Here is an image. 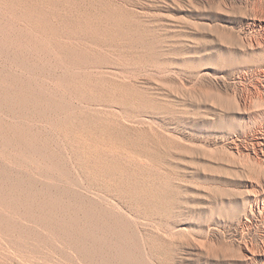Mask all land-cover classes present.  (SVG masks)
<instances>
[{"label":"rangeland","instance_id":"rangeland-1","mask_svg":"<svg viewBox=\"0 0 264 264\" xmlns=\"http://www.w3.org/2000/svg\"><path fill=\"white\" fill-rule=\"evenodd\" d=\"M263 26L264 0H0V92H5V95L0 93V124L4 123V127H12V130L20 126L18 133L23 129L21 126H25L24 129L29 127L28 130L31 129L30 132L34 135L36 133L37 138L42 136L38 133L45 134L41 140L51 135L50 146L56 149L54 144L57 143L62 149L59 154L64 153L60 158L57 155L58 160L51 159V167L50 159L42 154L37 156V153L34 156L32 148L27 149L26 143H23L26 148L23 147L22 142L13 137L10 128H6L8 135L0 132V180L3 182H0V264H40L41 261L42 264H88L90 261V264H99V259L105 255L104 251L101 256L97 254L100 258L95 260L97 256H90L89 251L88 254L86 252V248L90 249L93 243L91 245L87 239V246L80 244L86 243V237L83 236L84 240L80 239L82 242L78 240V248L79 244L84 248H79V251L69 245L68 238H60L62 234L57 233L59 231L49 223L50 215L54 212L60 215L65 208L70 210L62 211L60 216L54 213L56 218H51L62 220L64 225L69 224L67 226L72 233L75 232L74 235L86 229L92 230L94 223H90H97V217L101 219L104 216L105 221L101 219L99 222V219L100 224L107 221L105 225H108V221L111 222L108 227L111 226L113 232L118 233H112L107 228L112 233L108 236V232L105 233L107 229L102 233L101 227L95 229L98 235L104 234H100L102 237L99 235L98 238L102 239L107 234L103 238L106 244L117 237V244L115 239L107 244L111 248L108 249L110 253L107 251L110 256L106 254L104 259L109 260L111 253L124 249L122 254L116 252L119 256L114 254L117 261L112 260V257L108 264H121L123 261L122 264H128L130 257H133L131 261L135 258L139 260L129 261L130 264H264ZM52 27L70 32L79 46L93 48V59L97 57L98 60H104L103 63L97 60L103 65V71L120 63L122 56L125 58L121 59L131 56L130 60H133V56L134 61L138 62V67L136 63L133 66L134 61L128 59L122 63L124 68L132 65L125 70L136 72V77L133 75L130 79H117L115 76L114 79V76L106 73L113 77L111 80L107 78L112 93L96 95L102 99L93 98L98 103L93 102L94 106L92 102L90 107L82 105L84 109L79 106L83 110L86 108L87 113L76 107L84 99L79 100L81 98L77 95L78 100L74 99V95L73 99L69 96L65 102L77 108L75 118L78 120L67 124V132L62 128L58 130L47 127L39 121L40 110L42 112L46 108L42 105V110L41 104L36 106L33 100L40 93L44 94L43 91L45 96L50 95L51 89L53 95L58 93L57 100L61 97L58 91L64 83L55 81L57 77H54L60 73L54 69L60 52L55 50V54H52L59 38L52 32ZM77 39L81 40L80 43ZM61 50V54L68 53L66 48L65 51L64 48ZM115 50L118 53L121 51V54L116 55L118 53ZM42 52L51 55L43 56ZM97 53L99 54L96 55ZM111 57H115L117 62L114 63L116 60L113 62V58L111 61ZM107 59L113 62V66L109 61L107 63ZM46 65L50 70L45 69ZM135 67L137 68L134 69ZM31 82L33 85H28ZM22 84L25 87H21ZM36 85H41L38 88L42 92L36 89ZM44 85L50 88L46 89ZM35 86L38 92L30 90ZM120 86L122 88L117 89ZM11 90L13 93L19 92V96L20 91L23 92L22 98L29 95L26 94L27 91L33 92V96L28 97L33 100L32 102L30 99L33 104L26 105L31 103L29 101L21 106L20 100L16 98L19 96L12 94ZM6 94L17 96L8 100ZM87 94L88 97L91 95ZM15 100L19 102H13ZM101 100L103 104L100 105ZM6 104L9 111L4 106ZM16 106L17 109H14ZM35 108L39 112L34 111ZM58 108V114L63 115L61 105ZM23 109H27L26 112ZM15 110L21 112L23 117L19 119V112ZM10 111L14 112L9 113ZM90 111L92 116H100L99 123H91ZM7 112L14 114L10 116ZM27 112H33V117L29 113L28 116ZM85 113L89 114L90 119H87V115L83 116ZM35 126H39L38 129ZM46 132L50 134L46 136ZM77 133L86 134L89 141L78 139ZM85 144H90L92 149L89 156L85 155L86 158L82 156L85 154L82 152ZM75 148L82 149L81 159L73 154L72 150ZM81 163L83 164L79 166ZM45 165L54 169L62 167L55 171L52 169L53 173L49 174L48 170L51 168H44ZM93 166L95 170L92 169ZM64 168L65 171H71L65 174L66 177ZM97 168L104 173L101 174L100 170L96 173ZM9 179H13V184ZM14 183L18 186L14 187ZM4 185L6 186L3 187ZM65 190L69 193L65 194ZM73 191H76V196ZM54 199L60 203L61 210ZM38 204L46 208L36 209ZM64 204L66 207L62 208L61 205ZM52 206L56 208L51 209ZM76 206L78 212L81 209L80 212L85 211L86 216L89 212L90 216L87 218L83 213H76ZM92 207H97V210H91ZM87 209L91 213L99 212L101 216L95 213L92 217L93 214ZM73 211L75 212L72 213ZM65 213L72 214L71 220L74 216L80 217L82 223L74 218L78 224L71 227V220L67 221L70 217ZM41 214L44 215L43 219ZM26 215L28 217L25 218ZM110 215L113 218L115 216L114 223L113 218L110 220ZM120 220H125L126 224ZM34 222L38 223L36 228ZM22 223L25 226L21 227ZM121 223L125 225L121 226ZM26 225L31 227L26 229ZM114 227L120 231L114 230ZM44 228L45 231L54 230L60 237H54L52 231H43ZM84 228L86 229L83 230ZM23 229H26V234L32 232L33 235H24ZM87 231L85 233L89 232ZM78 234L75 235L76 238H79ZM37 235L40 238L37 239ZM40 235L45 236L43 238ZM118 235L122 238L126 235V240L134 238L136 247L134 248L131 239L132 242L127 241L131 245L126 243L125 238L120 242L122 238L119 239ZM110 236L113 237L108 238ZM48 239H53L58 245L59 241H63L65 244H61L66 245L68 252L61 244H54L56 251L49 250L50 247L53 248V244ZM124 240L127 249L121 246L125 244ZM46 242H51V246L46 244L49 246L48 250ZM120 243L122 244L119 245ZM35 245L41 246L38 248ZM40 248L45 251L42 252ZM82 249L85 250L82 253L88 256L82 253L80 255ZM46 250L48 254L45 253ZM44 254L48 256L45 257ZM64 254L66 257L62 256ZM53 256L57 259H53Z\"/></svg>","mask_w":264,"mask_h":264},{"label":"bare ground","instance_id":"bare-ground-1","mask_svg":"<svg viewBox=\"0 0 264 264\" xmlns=\"http://www.w3.org/2000/svg\"><path fill=\"white\" fill-rule=\"evenodd\" d=\"M78 9H80V8H78ZM79 11H80V10H78V12H79ZM63 24H65V23H63ZM47 25H48V24H47ZM263 27H264V26H263ZM52 28H53V27H52ZM49 29H51V27H50ZM49 29H48V30H49ZM52 32L57 36V38H59L58 41H57L58 43L56 42L57 44H55V46H54L55 49L53 48L54 50L52 49V50H53L52 52H54V51L56 50V51H58L57 53L60 52V55H61V56L59 55V58L57 59V64L55 63V64H56L55 67H54V66H52V67H54V69H56V72H57V71L60 72L59 75L54 76L55 78L57 77L56 80H55L54 77H53V79H54L55 81L59 80L60 82L64 83V85L61 83V84L63 85V87H62L61 84H60L61 86L59 85L60 87H62V89H61L60 91H58V92L60 93V96H61V97H60L59 100H57V97H56V96H57L58 93L56 94V96L53 95V94L51 93V92H52V89H51V91H50V93H49L50 95L47 94V95L45 96V92H44V91H43L44 94L41 95L40 92H42V91H41V89L38 88V87L41 86V85H39V86L36 85L37 88H36V86H35L34 88L31 87L30 90H31V91H32L33 89L35 90V88L40 90V92H39L40 95H38L39 97L36 96V98H33V100H34V102H35V105H36V104H37V105H40V104H41L40 107H42V105H43V106L46 108L45 110H43V107H42V110H43V111L41 112V110H40V113H41L40 116H39V113H38L39 110H36L37 107L34 109V111H35V110L38 111L37 113H36V112H35V113L40 117V118H39V117L37 116V117L39 118V121L45 123L44 125H45V126L47 125V127H48V126L55 127V128H57L58 130H59V128H60V130L63 129V131H66V132H67V127H66L67 124H69V123H71V122H76V120H78L77 117L75 118V115H76V113H75L76 110H75V109H77L76 107H78V109H81L79 106H81V107H82V105H83V107H84V105H85L86 107H87V105L89 106V105L91 104V102H92V103L95 102L94 100H95L96 98H98L96 95H98L99 93H102V94L112 93V92H111V88H109L110 86H108V85H109V84H108V79L111 80V78H113V77L107 76L106 73H107L108 75L110 74L111 76H114V79H116L117 77H121V78L124 77L125 79H126V78L130 79L131 76H133V75L135 76V75H136V74H135L136 72H135V73H133V72L130 73L129 70H128L129 72H128L127 70H125L126 68H129V66H127V67L124 68L123 64H124V62H125L126 59L130 60L131 56H129V58H126V59H121V58H125V57H123L122 55H121L122 57L120 58V60H121L120 63L117 62V60L115 59V57H116L115 55H114L115 57H111V61H112V58H113V62H114V60H116L114 63L117 62V64H114V65H115L114 67H110V68L108 67V70H107L108 72H107L106 70H105V71H106V72H105V71H103V69H102V66H103V65H100V64L97 62V60H98L97 57H96V59H93V57H92V56H93V52H95V50H94L93 48L87 47V46H85V45H83L84 47L79 46V44H77V43L74 42V41H75L74 35H72L70 32L65 31L64 29H59V28H55V29H54V28H53V29H52ZM53 33H52V34H53ZM62 40H64V41H62ZM77 40L79 41V39H77ZM80 41H81V40H80ZM80 41H79V43H80ZM61 46H62V47H61ZM63 46H64V47H63ZM60 48H61V49L64 48V51H65V48H66V52H68V53L65 54V52H64L63 54H61V51H62V50H61ZM50 49H51V48H50ZM110 49H111V48H110ZM110 49L108 48V50H110ZM50 51H51V50H50ZM115 51H116V50H115ZM47 52H49V51L47 50ZM97 52H98V51H97ZM99 52H100V50H99ZM109 52H110V51H109ZM116 52H117V51H116ZM118 52H119V51H118ZM118 52H117V53H118ZM132 52H133V51H132ZM20 53H21V52H20ZM42 53H43V54H42L43 56H46V55H47V56L49 57V56L51 55L50 53H48V54H46V55H45L44 52H42ZM57 53H56V54H57ZM113 53H114V51H113ZM52 54H55V52L52 53ZM98 54H99V53H97L96 55H98ZM111 54H112V53H111ZM115 54H116V53H115ZM119 54H121V51H120V53H118V54H116V55H119ZM19 55H20V54H19ZM19 55H18V56H19ZM40 55H41V54H40ZM94 55H95V54H94ZM123 55H124V54H123ZM20 56H22V54H21ZM55 56H56V55H55ZM112 56H113V55H112ZM125 56H127V55H125ZM134 56H135V55H134ZM23 57H24V56H23ZM48 57H47V58H48ZM52 57H53V56H52ZM57 57H58V54H57ZM98 57H99V56H98ZM118 57H120V56H118ZM139 57H140V56H139ZM20 58H22V57H20ZM42 58L45 59V57H42ZM94 58H95V57H94ZM116 58H117V57H116ZM135 58H136V57H135ZM140 58H141V57H140ZM142 58H143V57H142ZM48 59H49V58H48ZM48 59H47V60H48ZM50 59H51V58H50ZM102 59H103V58H102ZM109 59H110V58H109ZM109 59H107V63H108V64H109V62H110ZM117 59H118V58H117ZM132 59H133V60H130L131 62L134 61L133 56H132ZM143 59H144V58H143ZM51 60H52V59H51ZM105 60H106V59H105ZM120 60H119V61H120ZM123 60H124V62H123ZM128 60H126V61H128ZM139 60H141V59H139ZM54 61H55V60H54ZM98 61H101V63H103L104 60H100V58H99ZM108 61H109V62H108ZM113 62H112V63H113ZM146 62H147V61H146ZM42 63H45V62H42ZM49 63H50V61H49ZM51 63H53V60H52ZM51 63H50V64H51ZM110 63H111V62H110ZM112 63H111V64H112ZM122 63H123V64H122ZM127 63H129V62H126V64H127ZM134 63H136V62H135V61L132 62L133 66H135ZM137 63H138V62H137ZM137 63H136V64H137ZM45 64H48V63L46 62ZM146 64H147V63H146ZM52 65H53V64H52ZM149 65H150V64H149ZM164 65H165V64H164ZM48 66H49V65H48ZM108 66H109V65H108ZM112 66H113V64H112ZM143 66H144V64H143ZM156 66H157V64H156ZM158 66H159V65H158ZM46 67H47V65H46ZM131 67H132V65H131ZM131 67H130V68H131ZM137 67H138V64H137ZM137 67H135L134 69H136ZM149 67H150V66H149ZM161 67H162V66H161ZM44 68H45V66H44ZM104 68H106V67H104ZM130 68H129V69H130ZM154 68H155V64H154ZM45 69H48V67L45 68ZM45 69H44V70H45ZM44 70H43L42 73H44ZM48 70H50V69H48ZM138 70H139V69H138ZM141 70H142V69H141ZM143 70H144V69H143ZM157 70H158V69H157ZM162 70H164V69H162ZM45 71H46V70H45ZM132 71H133V70H132ZM50 72H52V71H50ZM56 72H55V73H56ZM159 72H161V71H159ZM162 72H163V71H162ZM48 73H49V72H48ZM52 73H53V72H52ZM137 73L139 74V72H137ZM56 74H57V73H56ZM56 74H55V75H56ZM129 74H130V75H129ZM144 74H145V73H144ZM144 74H143V75H144ZM160 74H161V73H160ZM40 75H41V74H40ZM40 75H38V77H40ZM52 75H54V74H52ZM128 75H129L130 77H129ZM48 76H49V75H48ZM115 76H116V78H115ZM137 76H138V75H137ZM156 76H157V75H156ZM42 77H43V76H42ZM44 77H45V76H44ZM49 77H50V76H49ZM51 77H52V76H51ZM109 77H110V78H109ZM135 77H136V76H135ZM144 77H145V76H144ZM107 78H108V79H107ZM132 78H134V77H132ZM13 79H14V81H15V78H13ZM36 79H37V78H36ZM40 79H41V78H40ZM117 79H118V78H117ZM18 80H20V79H18ZM18 80H17V81H18ZM37 80H38V79H37ZM42 80H43V79H42ZM44 80H46V79H44ZM44 80H43V81H44ZM23 81H24V80H23ZM0 83H1V82H0ZM20 83H21V81H20ZM22 83H23V82H22ZM27 83H28V82H27ZM38 83H39V82H38ZM41 83H42V82H41ZM4 84H5V83H4ZM11 84H12V83H11ZM31 84L33 85L32 82H31L30 84H28V85L31 86ZM58 84H59V82H58ZM122 84H123V83H122ZM24 85H25V84H24ZM26 85H27V84H26ZM123 85H124V84H123ZM123 85H122V86H123ZM18 86H19V84H18ZM22 86H23V84L21 85V87H22ZM42 86H43V85H42ZM44 86H45V85H44ZM46 86H48V85H46ZM46 86H45V88H46ZM122 86L118 87L117 89L122 88ZM1 87H2V86H1ZM3 87H4V86H3ZM5 87H6V85H5ZM14 87H15V86H14ZM23 87H25V86H23ZM27 87H29V86H27ZM116 87H117V86H116ZM7 88H8V86H7ZM40 88H41V87H40ZM43 88H44V87H43ZM43 88H42V89H43ZM45 88H44V89H45ZM49 88H50V87H49ZM49 88H46V89H49ZM51 88H52V87H51ZM58 88H59V87H58ZM123 88H124V86H123ZM12 89H13V88H12ZM15 89H16V88H15ZM18 89H19V88H18ZM46 89H45V90H46ZM5 90H7V89H5ZM5 90H4V91H5ZM20 90H23V89L21 88ZM25 90H26V89L24 88V91H25ZM34 90H33V91H34ZM0 91H1V90H0ZM2 91H3V90H2ZM8 91H9V90H7V93H9ZM13 91H14V90H13ZM17 91H18V90H17ZM31 91H30V92L27 91L26 94H29V95H27V96H25V97L23 96V98L21 97V95H22L23 92L20 91V93H21L20 96L18 95L19 92H17V93L14 92L15 94H17V95L20 97V99H19V97H16L17 95L15 96L16 98H18V100H20V102H21V103H19L20 105H21V104L24 105V103H27V102H29V101L31 102L32 99H31V98L28 99V97H32V96H33V95L31 96V94L33 93V92H31ZM35 91H37V90H35ZM53 91H56V90L53 89ZM25 92H26V91H25ZM37 92H38V91H37ZM37 92H36V93H37ZM48 92H49V91H48ZM48 92H47V93H48ZM82 92H83V93H82ZM87 92L90 93L91 95L94 94L96 97H92V96H94V95H92V96L90 95L91 97H90V96L88 97L89 94H87ZM0 93L4 94L5 92H4V93H3V92H0ZM11 93L14 94V93L12 92V90H11ZM78 93H79L80 95H78ZM81 93H82L83 95L85 94V95H84L85 97L82 96ZM23 94H24V93H23ZM37 94H38V93H37ZM86 94H87V95H86ZM4 95H5V94H4ZM6 95H7V94H6ZM34 95H36V94L34 93ZM73 95H74V97H75L74 99H77V100H78L79 98H81V99H79V100L84 99V100H83L82 102H80L79 105L76 106V107H73L71 104L68 105L67 102H65L66 99H67L69 96L72 97L71 99H73ZM76 95L79 96V98H78V97L76 98ZM12 96H13V95H12ZM12 96H11L10 94H8V95H7V97L9 98L8 100H10V99L12 98ZM81 96H82V97H81ZM1 97H2V95H1ZM15 97L13 96V98H15ZM2 98H3V97H2ZM93 98H95V99L93 100ZM99 98L102 99L101 97H99ZM99 98H98V99H99ZM4 99H5V98H4ZM30 99H31V100H30ZM68 99H69V98H68ZM100 99H99V100H100ZM2 100H3V99H2ZM8 100L6 99V102H7ZM33 100H32V102H33ZM96 100H97V99H96ZM3 101H4V100H3ZM3 101H2V102H3ZM13 102H17V103H18L19 101H16V100H15V101H13ZM32 102L29 103V104H26V105L33 104ZM68 102H69V101H68ZM9 103H10V102H9ZM96 103H97V102H95V104H96ZM101 103H102V100L100 101V105H101ZM4 104H5V103H4ZM7 104H8V103H7ZM7 104L4 105V106L6 107ZM10 104H11V103H10ZM10 104H9V105H10ZM15 104H16V103H15ZM65 104H66V105H65ZM97 104H98V103H97ZM102 104H103V103H102ZM0 105H1V104H0ZM11 105H13V103H12ZM17 105H18V104H17ZM37 105H36V106H37ZM60 105H61V107H62V108H60V109H63V111H64V112H63V115H60V114H58V112H57V110L59 109L58 107H59ZM92 105L94 106V103H93ZM18 106H19V105H18ZM21 106H22V105H21ZM21 106H20V107H21ZM31 106H32V105H31ZM90 106H91V105H90ZM90 106H89V107H90ZM102 106H103V105H102ZM13 107H14V106H13ZM32 107L34 108V106H32ZM32 107H31V109H32ZM38 107H39V106H38ZM40 107H39V108H40ZM83 107H82V108H83ZM98 107H99V105H98ZM98 107H97V108H98ZM24 108H25V107H24ZM39 108H38V109H39ZM92 108H94V107H91V109H92ZM97 108H96V109H97ZM99 108H100V107H99ZM6 109H7V110H8V109L10 110V108H7V107H6ZM14 109H17V106H16V108H14ZM20 109H21V111H22V108H20ZM31 109H30V110H31ZM40 109H41V108H40ZM83 109H84V108H83ZM83 109H81V110H83ZM91 109L89 108V110H91ZM9 110H8V111H9ZM11 110H12V107H11ZM23 110H24V109H23ZM26 110H27V109H26ZM26 110H24V111L26 112ZM28 110H29V109H28ZM81 110H80V111H81ZM86 110H87V109L85 108V110H83V111L87 113ZM97 110H98V109H97ZM97 110H96V111H97ZM92 111H95V110H92ZM92 111L88 112L89 114L91 113V116H92ZM100 111H101V109H100ZM11 112H14V111H10L9 113H11ZM15 112H19V111H18V110H15ZM29 112H30V111H29ZM29 112H27V115H28ZM84 112H83V113H84ZM7 113H8V112H7ZM9 113H8V114H9ZM32 113H33V112H32ZM32 113H29V114H31V116H32ZM86 113L83 114V116H84V115L86 116V115H87ZM93 113H94V112H93ZM12 114H14V113H12ZM12 114H11V115H12ZM33 114H34V113H33ZM89 114H88V115H89ZM98 114H99V112H98ZM9 115H10V114H9ZM11 115H10V116H11ZM17 115H18V114H17ZM19 115L21 116V112H19ZM19 115H18V116H19ZM23 115H24V114H23ZM88 115H87L86 117H88L87 119H90V116H88ZM99 115H100V114H99ZM12 116H13V115H12ZM18 116H17V117H18ZM20 116H19V119L23 117V116H21V117H20ZM28 116H30V115H28ZM35 116H36V115H35ZM96 116H97V115H96ZM25 117H26V115H25ZM25 117H24V118H25ZM32 117H33V116H32ZM32 117H31V118H32ZM29 118H30V117H29ZM27 119H28V117H27ZM35 119H36V118H35ZM75 119H76V120H75ZM85 120H86V118H85ZM85 120H84V121H85ZM102 120H103V119H102ZM20 121H22V119H21ZM37 121H38V120H37ZM80 121H82V120H80ZM89 121H90V120H89ZM91 121H92L91 123H93V125H94V122H95V124H96V121H97V123H99V122L101 121V118H100V116H99V117H94V116H92ZM21 123H22V122H21ZM23 123H24V122H23ZM34 123H35V122H34ZM36 123H38V122H36ZM83 123L85 124L86 122H83ZM91 123H90V124H91ZM2 124H3V125L0 124V132H5V133H7V135H8V132H6V131H8L7 129L10 128V131L13 133V137H14V138H18L20 143L22 142L21 145H22L23 143H26L25 145H28L27 149H28L29 147L32 148V152L34 151V156H36L35 153H37V156H38V154H40V155L42 154L43 157L48 158V159H50V160H51V159L54 160V161H55V160H58V159H57V157H58L57 155H58L59 153L62 152V151H60V150H62V149H60L59 146H58V144L55 143V142H54L55 144H54V143H53V144H54V146L56 147V149H53V146H50L51 137H52L51 135L49 136L50 138L48 137L47 139H43V140H41L42 136H44L45 134L43 135V134H40V133L37 132L40 136L42 135L40 138H39V137L37 138L36 133H35V135H34V133H31V132H30L31 129H30V131L28 130L29 127H28V129H24V128H26V127H25V126H24V127L21 126V128H23V129H21V131H20L21 133H20V132L18 133L17 129L19 130L20 126H19V127L17 126L18 128L16 127V128H17L16 130H14V129L12 130V129H11L12 127H4L6 124H4V123H2ZM39 124H41V123H39ZM36 125H37V124H36ZM41 125H42V124H41ZM85 125H86V124H85ZM8 126H10V124H8ZM14 126H15V125H14ZM27 126H29V125H27ZM42 126H43V125H42ZM30 127H31V128L33 127V128H34V126H30ZM35 127H37L36 129H38L39 126H35ZM65 127H66V128H65ZM6 128H7V129H6ZM40 128H41V127H40ZM43 128H44V127H43ZM61 128H62V129H61ZM44 129H45V128H44ZM50 129H51V128H50ZM51 130H52V129H51ZM32 132H33V131H32ZM49 132L52 133L51 131H49ZM50 133L46 132V136H47V134H50ZM9 134H10V133H9ZM90 134H91V132H90ZM52 135H53V134H52ZM77 135L79 136L78 139H80V140H82V141H84V142L89 141V138L87 137L86 134L84 135V134H82V133H77ZM89 137H90V135H89ZM90 138H91V137H90ZM16 140H17V139H16ZM14 141H15V139H14ZM17 141H18V140H17ZM52 141H54L53 138H52ZM92 141H93V140H92ZM19 142H16V143H19ZM51 144H52V143H51ZM53 144H52V145H53ZM19 145H20V144H19ZM21 145H20V146H21ZM25 145L23 144V147H25ZM84 146H86V147H82V148H84V150L82 151L83 153H85L84 155H82L83 153L80 151V150H82V149L79 150V149L75 148V150H72V152H73V154L75 155L76 158H78V159L80 158V159H81V155L84 157L86 154H87V155H88V154H91V153H89V151L92 150L90 144H85ZM25 148H26V147H25ZM30 150H31V149H30ZM58 150H59V151H58ZM78 150H79L80 154H79ZM63 152H64V151H63ZM91 152H92V151H91ZM108 152H109V151H108ZM110 152H111V151H110ZM110 152H109V153H110ZM92 154H93V153H92ZM94 154H95V153H94ZM103 154H104V153H103ZM111 154H112V153H111ZM111 154H110V155H111ZM115 154H116V153L113 154V157H114ZM117 154H118V153H117ZM32 155H33V154H32ZM60 155H64V153H63V154H59V157H58V158H60ZM71 155H72V153H71ZM87 155H86V156H87ZM86 156H85V158H86ZM88 156H89V155H88ZM92 156H93V155H92ZM40 157H41V156H40ZM40 157H38V158H40ZM96 157H97V155H96ZM117 157H118V156H117ZM64 158H65V157H64ZM64 158L62 157V159H64ZM85 158H84V159H85ZM90 158H91V156H90ZM94 158H95V157H94ZM94 158H93V159H94ZM114 158H115V157H114ZM40 159H41V158H40ZM43 160H44V159H42V161H43ZM50 160H48V161H50ZM52 160L50 161V164H51ZM60 160H61V159H60ZM82 160H83V159H82ZM82 160H81V161H82ZM85 160H88V159H85ZM95 160H97V159H95ZM44 161H45V160H44ZM44 161H43V162H44ZM81 161H80V162H81ZM57 162H59V161H57ZM64 162H65V160H64ZM64 162H61V165H62V163L64 164ZM83 162H84V161H83ZM86 162H89V160L86 161ZM45 163H46V162H45ZM53 163H54V162H53ZM59 163H60V162H59ZM97 163H98V162H97ZM97 163H96V164H97ZM67 164H68V163H67ZM78 164H79V162H78ZM82 164H83V163H81L79 166H81ZM47 165H48V162H47ZM55 165H56V163H55ZM84 165H85V162H84ZM86 165H87V164H86ZM45 166H46V165H45ZM49 166H50V165H49ZM49 166H46V167H44V168H47V167H49ZM53 166H54V165H53ZM58 166H59V165H58ZM63 166H65V164H64ZM51 167H52V164H51ZM51 167H49V168H51ZM59 167H62V166H59ZM59 167H55V169H57V168H59ZM66 167H67V166H66ZM76 167H77V166H76ZM93 167H94V166H93ZM81 168H82V167H80L79 169H81ZM84 168H86V167H84ZM52 169H54V168H51V170H50V169L48 170V171H50V172H48L49 174H51ZM55 169H54V171H55ZM59 169H60V168H59ZM71 169H72V167H71ZM79 169H78V170H79ZM86 169H87V168H86ZM92 169L95 170V167L92 168ZM69 170H70V167H69ZM69 170L66 169V171H65V168H64V171H63V170H61V171H63L64 176L66 177V175H67L66 173H70V172H71V171L69 172ZM81 170H82V169H81ZM94 170H92V171L94 172ZM99 170L101 171V169L97 168L96 173H98ZM58 171H59V170H58ZM58 171H57V172H58ZM104 171H106V170H104ZM48 173H46V174H48ZM52 173H53V172H52ZM54 173H55V172H54ZM103 173H104V172H103ZM103 173H102V171H101V174H103ZM60 174H61V172H60ZM65 174H66V175H65ZM99 174H100V173H99ZM101 174H100V175H101ZM106 175H107V174H106ZM106 175H104V176H106ZM62 176H63V174H62ZM3 178H4V177H3ZM0 179L2 180V178H0ZM5 179H6V178H5ZM1 180H0V182H1ZM9 180H10V179H9ZM11 180L13 181V179H11ZM11 180H10V181H11ZM12 181H11V183H12ZM16 182H17V181H16ZM1 183H3V182H1ZM8 183H9V182H8ZM12 184H13V183H12ZM61 184H62V183H61ZM6 185H7V184H6ZM6 185H4L3 187H5ZM10 185H11V184H10ZM15 185H17V184L14 183V187H16ZM12 186H13V185H12ZM17 186H18V185H17ZM7 187H8V186H7ZM63 187H65V185H63ZM63 190H64V189H63ZM73 190H74V189H73ZM12 191H13V190H12ZM61 191H62V190H61ZM66 191H67V190H65V194H66V193H69V191H67V192H66ZM70 192H71V191H70ZM75 192H76V191H75ZM75 192L73 191V194L76 196ZM62 193H64V192L62 191ZM62 193H61L60 195H62ZM63 195H64V194H63ZM67 195H68V194H67ZM30 197H31V196H30ZM72 197H73V196H72ZM27 198L30 199L29 197H27ZM73 198H74V197H73ZM77 198H78V197H77ZM77 198H75V199H77ZM49 200H50V199H49ZM49 200H48V201H49ZM52 200H53V199H52ZM54 200H55V199H54ZM73 200H74V199H73ZM73 200H72V201H73ZM26 201H27V200H26ZM50 201H51V200H50ZM74 201H75V200H74ZM77 201H78V200H77ZM77 201H75V202H77ZM80 201H81V200H80ZM32 202H34V201H32ZM56 202H57V200H55V204H56ZM29 203H31V202H29ZM38 203H41V202H38ZM35 204H36V203H35ZM46 204H47V203H46ZM55 204H54V205H55ZM58 204H59V205H58ZM42 205H43V203H42ZM42 205H39V204H38V207H37V208L35 207V208H36V209H38V208L40 209V208H41L40 210H44V209L46 208V207H45V208L43 207L45 204H44L43 206H42ZM56 205H58V209H59L60 203L57 202ZM56 205H55V206H56ZM68 205H70V208L72 209V205H71V204H68ZM35 206H36V205H35ZM48 206H51V205H47V207H48ZM55 206H52V207H50V208L53 209V207H55ZM61 206H62V208H63V206H65V204H64V205H61ZM33 207H34V206H33ZM42 207H43V209H42ZM65 207H66V206H65ZM68 207H69V206H68ZM68 207H67V208H68ZM29 208H30V206H29ZM55 208H56V207H55ZM73 208H74V207H73ZM82 208L86 209L85 207H82ZM87 208H88V207H87ZM92 208H93V209H91V208H90V209L93 210V211H96V210H97V207H92ZM47 209H48V208H47ZM75 209H76V210L78 209L77 206L75 207ZM84 209H83V210H84ZM100 209H101V208H100ZM48 210H50V209H48ZM48 210H46L45 212H48ZM59 210H61V208H60ZM65 210H66V208H65ZM65 210L62 209L60 215L62 214V211L64 212ZM69 210H70V209H69ZM69 210L67 209L66 212H68ZM72 210H74V209H72ZM80 210H81V209H79V212H80ZM87 210H89V209H87ZM98 210H99V209H98ZM54 211H56V210H54ZM89 211H90V210H89ZM93 211H92V212H93ZM103 211H104V209H103ZM106 211H107V209H106ZM39 212H40V211H39ZM49 212H51V214H52V211H49ZM74 212H75V211H73L72 213H74ZM77 212H78V210L76 211V213H77ZM79 212H78V213H79ZM104 212H105V211H104ZM35 213H36V212H35ZM54 213H55V212H54ZM54 213H53V215H52L53 217H54ZM57 213H59V212H57ZM80 213H83V212H80ZM84 213H85V211H84ZM84 213H83L82 215H84ZM95 213H97L98 216H101V214H98L99 212H95ZM95 213H94V212L91 213V211H90V214H93V215H91L92 217L95 215ZM101 213H102V210H101ZM43 214H44V213H43ZM43 214H41V215H43ZM48 214H49V213H48ZM86 214H87V213H86ZM110 214H111V213H110ZM36 215L39 216L40 214H38V212H37ZM36 215H35V216H36ZM49 215H50V214H49ZM55 215H59V214H56V213H55ZM60 215H59V216H60ZM65 215H66V213H65ZM65 215H63L62 217L64 218ZM74 215H75V214H74ZM74 215H73V216H74ZM78 215H79V214H78ZM88 215H89V212H88L87 216H88ZM29 216H30V215H29ZM38 216H36V218H37ZM52 216L50 215L49 218H48L47 216H45V217L49 219L48 221H49V223L51 224V226H53L54 229H55L56 231H59V232H57V233H61V234H62L61 237H60L59 234H57V233L55 234V233L53 232L54 230H53V231L51 230L52 232L49 230L51 233H53V235L55 234L54 237H56V238H57V237H60V238H63V239H64V238H66V239L68 238V243L70 242L69 245H70L71 247H76V248H78V242L81 241L80 239H83V240H84L83 236L86 237V241H85L86 243H83V242L81 241L82 243H80V244H84V245H82V246H84V247L87 246V245H88V244H87V243H88L87 239L89 240V242L91 243V245H92V243H93V246H92V247H91L90 245L88 246L89 248L91 247L90 249L87 250V248H86V252H87V254H88V251H89V254H88V255H90V256L93 255V257H95V256H97V254H98V255L100 254L99 256H101V255H103V253L101 254V252H103V251H104V254L106 255V254H107V251H109L108 249L110 248V247H108L109 245H107V244H109V242L112 241L113 239H115L114 241L116 242V238H117L116 236H115L116 238H112V240L108 241L107 244H106V241L103 239V238H105V236L107 237V234H108V236H109V235H111L112 233H118L117 231H116V232H115V231L113 232L112 228H110L111 226L108 227V226L110 225L111 222L108 221V225H107V224L105 225V223H106L107 221L104 222V223L102 222V224L99 223V222H101V221L103 220V217H104V216H102V218H101L102 220L100 219V217H97V218L100 219V221H99V219H97V220L99 221V222L97 221V223H96V221L94 222L93 220H92L93 222L90 221V222H91V223H90L91 225L94 223V225H93V229H92V230H88L89 232L87 231L86 228L83 229V230L86 229L85 231H87L88 233H85V231H82V232H81V231L79 230V231H80V232H78L79 234H78V233L75 234L76 236H77V234H78L79 238H76V237H75V235H74L75 232L72 233V230L69 229L70 227L68 228L69 224L66 223L67 221H69V219L71 220L72 217H70V216H72V214H71V215H70V214L66 215V216H69L70 218L67 219V221L65 222V223H66L65 225H64V223L62 222V220H61V221H57V219H56V220L52 219V218H51ZM76 216H77V215H76ZM84 216H86V215H84ZM87 216H86V217H87ZM89 216H90V215H89ZM106 216H107V215H106ZM108 216H109V214H108ZM110 216H111V215H110ZM26 217H28V216L26 215L25 218H26ZM40 217H42V216H40ZM82 217H83V216H82ZM82 217H81V218H82ZM6 218H7V217H6ZM43 218H44V215H43L42 219H43ZM46 218H45V219H46ZM54 218H56V217H54ZM74 218H78V220H79L80 217H78V216L75 217V216H74L73 219H74ZM87 218H88V217H87ZM89 218H90V217H89ZM109 218H110V220H111L113 217L111 216V217H109ZM109 218H108V219H109ZM116 218H117V217H116ZM34 219H35V218H34ZM34 219H33V220H34ZM58 219H59V218H58ZM73 219L70 221L71 224H72L71 227L76 226V224H78V223H76ZM83 219H84V218H83ZM93 219H94V218H93ZM105 219H107V218H105ZM114 219H115V216H114L112 222L114 221ZM118 219H119V216H118L117 220H118ZM31 220H32V219H31ZM39 220H40V218H39ZM53 220H54V221H53ZM78 220H77V221H78ZM117 220H116V222H117ZM36 221L38 222V219H36ZM40 221H41V220H40ZM40 221H39V222H40ZM45 221H46V220H45ZM48 221H46V222H48ZM50 221H51V222H50ZM80 221H81V219H80L78 222H80ZM83 221H85V219H84ZM86 221H87V223L89 222L88 220H86ZM103 221H105V220H103ZM120 221H121V222L124 221L123 223L126 224L125 220H120ZM120 221H119V222H120ZM37 222H36V223L34 222V223H35V225H34L35 228H36V224L38 225V223H39V222H38V223H37ZM42 222H43V220H42ZM42 222H41V224H42ZM46 222H45V223H46ZM70 222H69V223H70ZM119 222H118V223H119ZM81 223H82V221H81ZM83 223H85V222H83ZM113 223H114V222H113ZM19 224L21 225L20 222H19ZM41 224H40L39 226H42ZM90 224H89V225H90ZM116 224H117V223H116ZM125 224H124V225H125ZM23 225L25 226V223H22V226H21V227H23ZM46 225H47V224H46ZM46 225H45V226H46ZM48 225H49V224H48ZM48 225H47V226H48ZM67 225H68V226H67ZM79 225H80V224H79ZM79 225H78V229H79ZM83 225H84V224H83ZM83 225H82V226H83ZM87 225H88V224H86V227H87ZM112 225H113V224H112ZM122 225H123V224L121 223V226H122ZM124 225H123V226H124ZM12 226H14V225H12ZM28 226H29V225H26V229H27ZM39 226H37V228H40ZM45 226H43V227H45ZM49 226H50V225H49ZM49 226H48V227H49ZM51 226H50V227H51ZM113 226H114V225H113ZM121 226H120V227H121ZM21 227H20V228H21ZM29 227H31V226H29ZM29 227H28V228H29ZM84 227H85V226H84ZM88 227H89V226H88ZM97 227H98V228H100V227L102 228L101 233H102L103 230H105V229H107V228L111 229L110 231H112V233H111L110 231H109V232H110V233H109V232H108L109 229H107V231H106L105 233H107V232H108V233L105 234V236H104L102 239H101V238H98V236H99L101 233H100L99 235L96 233L95 229H96ZM120 227H119V228H120ZM125 227H126V226H125ZM10 228H12V227H10ZM10 228H9V230H10ZM17 228H18V227H17ZM17 228H16V230H17ZM24 228H25V227H24ZM45 228H46V227H45ZM45 228H44L43 231L46 230ZM51 228H52V227H51ZM74 228L77 229V227H74ZM90 228H91V227H90ZM114 228H115V227H114ZM13 229H14V228H13ZM26 229H25V230H26ZM41 229H43V228H41ZM41 229H40V230H41ZM48 229H49V228H48ZM76 229H74V230H76ZM78 229H77V230H78ZM80 229H82V228H80ZM120 229H121V228H120ZM16 230H15V231H16ZM19 230H20V229H19ZM19 230H18V231H19ZM23 230H24V229H23ZM23 230H21L20 232L22 233ZM25 230H24V231H25ZM33 230H34V229H33ZM35 230H36V229H35ZM38 230H39V229H38ZM77 230H76V231H77ZM96 230H97V229H96ZM98 230H100V229H98ZM114 230H119V229H118V228H117V229L115 228ZM122 230H123V229H122ZM125 230H126V229H125ZM10 231H11V230H10ZM30 231H32V228H30ZM36 231H37V230H36ZM41 231H42V230H41ZM49 231H45V232H49ZM63 231H64V232H63ZM119 231H120V230H119ZM123 231H124V230H123ZM123 231H122V232H123ZM128 231H129V230H128ZM16 232H17V231H16ZM20 232H19V233H20ZM39 232H40V231H39ZM45 232H43V233L45 234ZM98 232H100V231H98ZM17 233H18V232H17ZM21 233H20V234H21ZM23 233H24V232H23ZM34 233H38V232H34ZM43 233H42V234H43ZM126 233H127V230H126ZM30 234H32V232L29 233V234H28V232H27V234H26V231H25V234H24V235H29V236H30ZM40 234H41V233H40ZM49 234H50V233H49ZM81 234H82V235H81ZM120 234H121V233H120ZM124 234H125V233H124ZM24 235H22V236H24ZM32 235H33V234H32ZM38 235H39V234H38ZM38 235H37V236H38ZM46 235L48 236V234H46ZM56 235H57V236H56ZM73 235H74V237H75L76 239H75L74 237H72ZM101 235L103 236L104 234H101ZM101 235H100V237H102ZM115 235H116V234H115ZM121 235H122V234H121ZM20 236H21V235H20ZM37 236H36L37 239L40 238L39 236H38V237H37ZM40 236H42V235H40ZM44 236H45V235H44ZM44 236H42V237L44 238ZM62 236H63V237H62ZM118 236H119V235H118ZM124 236L126 237V235H124ZM129 236L131 237L132 235H129ZM50 237H51V235H50ZM50 237H48V238H50ZM54 237H53V239H54V241L56 242V240H55L56 238H54ZM111 237H113V236H110V237H108V238H111ZM120 237H121V236H119L118 238L120 239ZM125 237H123V238H125ZM127 237H128V233H127ZM132 237H133V236H132ZM26 238H28V237H26ZM29 238H30V237H29ZM31 238H32V236H31ZM34 238H35V237H34ZM34 238H33V239H34ZM46 238H47V237H46ZM51 238H52V237H51ZM121 238H122V237H121ZM123 238L120 240V242L123 241ZM53 239H52V240H50V239L47 240L48 242H49V240L52 241V244H53V245H52V246H53L52 249H51V247H50V249L48 248L49 246H51V245H49L51 242H50L49 244H47V242L45 243V245H46V244L49 245V246L46 245L47 248H46V246H45V248H46L47 250L49 249V250H52V251H56L57 248H56V249L54 248V247H56V246H54V244H56V243H54ZM58 239H59V238H58ZM66 239H65V240H66ZM98 239H100V240H98ZM106 239H107V238H106ZM119 239H117L118 242H119ZM126 239H127V238H125V240H126ZM130 239H131V238H130ZM130 239H128V240L130 241ZM133 239H134V238H133ZM133 239H131V240L134 242V248H135V247H136V246H135V241H134ZM34 240H36V239H34ZM61 240H62V239H61ZM78 240H80V241H78ZM101 240H103V241L101 242ZM108 240H109V239H108ZM125 240H124V243H125ZM128 240H126V243H129V242H127ZM32 241H33V240H32ZM32 241H31V242H32ZM57 241H58V240H57ZM114 241H112V242H114ZM132 241H130V242H132ZM112 242H111V245L113 244ZM43 243H44V242H42V245H43ZM57 243H58V242H57ZM59 243L61 244V243H63V241H62V242L59 241ZM66 243H67V242H66ZM126 243L124 244L125 246H124V245H121L122 243H120L119 245H121V246H123L125 249H127V248H126V247H127V246H126ZM32 244H35V243H32ZM60 244H59V245H60ZM63 244H65V243H63ZM80 244H79V246H80L79 248L81 249L82 246H81ZM85 244H87V245H85ZM116 244H117V242H116ZM116 244H114V246H115ZM129 244L131 245V243H129ZM56 245H58V244H56ZM59 245H58V246H59ZM61 245H62V244H61ZM67 245H68V244H67ZM69 245H68V246H69ZM119 245H118V250H120ZM127 245H128V244H127ZM35 246L39 248L41 245H40V246L35 245ZM43 246H44V245H43ZM43 246H42V249H43ZM63 246H64V245H62V247H63ZM65 246H66V245H65ZM65 246H64V249H65ZM116 246H117V245H116ZM62 247H61V249H62ZM111 247H113V246H111ZM132 247H133V244H132ZM132 247H131V248H132ZM58 248H60V247H58ZM79 248H78L77 250L80 251ZM82 248H83V247H82ZM121 248H122V247H121ZM131 248H130V250H133V249H131ZM33 249H34V248H33ZM33 249H32V250H33ZM36 249H37V248H36ZM54 249H55V250H54ZM68 249H71V248H68ZM83 249H84V248H83ZM83 249H82V250H83ZM110 249H111V248H110ZM114 249H115V247H114ZM114 249H113V250H114ZM40 250H41V248H40ZM47 250H46L45 253H47ZM58 250L60 251V249H58ZM62 250H63V249H62ZM65 250H67V249H65ZM73 250H75V248H73ZM113 250H112L111 252H113ZM115 250H116V249H115ZM122 250H124V249H121V251H122ZM136 250H137V249H136ZM41 251H42V250H41ZM44 251H45V250H44ZM44 251H42V252H44ZM121 251H120V252H119V251H114V252H115V253H116V252L121 253ZM125 251H126V250H125ZM125 251H123V252H124V253H126V252L128 253V251H126V252H125ZM31 252H33V251H31ZM57 252H58V251H57ZM62 252H64V250H63ZM67 252H68V250H67ZM69 252H70V251H69ZM72 252H73V251H72ZM74 252H77V251H74ZM82 252H85V250L79 252L80 255H81ZM105 252H106V253H105ZM36 253L39 254L40 251H39V253H38V252H36ZM36 253H35V254H36ZM53 253L56 254L55 252H53ZM53 253H52V254H53ZM65 253H66V251H65ZM70 253H71V252H70ZM77 253H78V252H77ZM79 253H78V254H79ZM109 253H110V251H109ZM109 253H108V254H109ZM115 253H113V254L111 253L112 257L114 256ZM124 253H123V254H124ZM127 253H126V254H127ZM41 254H42V253H41ZM41 254H40V256H41ZM47 254H48V253H47ZM47 254H46V255H47ZM52 254H51L50 258H52ZM54 254H53V255H54ZM62 254H63V253H62ZM72 254H75V253H72ZM72 254H71V255H72ZM82 254L85 255L86 253H82ZM87 254H86V256H88ZM108 254H107V256L109 257L110 254H109V255H108ZM116 254H117V253H116ZM116 254H115L116 257H117V255L119 256V254H117V255H116ZM121 254H122V253H121ZM121 254H120V255H121ZM135 254H136V253H135ZM46 255L44 254L45 257H46ZM58 255H59V254H58ZM65 255H66V254H64V255H62V256H65ZM67 255H69V254H67ZM71 255H70V256H71ZM84 255H83V256H84ZM105 255H104V256H105ZM127 255H128V254H127ZM127 255H125L124 257L126 258ZM42 256H43V255H42ZM42 256H41V257H42ZM47 256H48V255H47ZM59 256H61V255H59ZM76 256L78 257V255H76ZM76 256H75V257H76ZM86 256L84 257L85 259H86ZM104 256H102L101 259H99L100 257H98V256H97L98 258L96 257V258H94V259H95V260L99 259L101 264H108V261H109L112 257L109 258V260H107V259H104V258H105ZM45 257H43V258H45ZM55 257H56V256H55ZM65 257H66V256H65ZM108 257H106V258H108ZM116 257H115V258L113 257L112 260L115 259V261H117ZM121 257H122V256H121ZM124 257H122V258H124ZM134 257H135V256H134ZM48 258H49V257H48ZM48 258H47V259H48ZM50 258H49V259H50ZM87 258H88V257H87ZM102 258H103V259H102ZM132 258H133V257H130V260H129V261H131ZM53 259H57V258H54V256H53ZM60 259H61V258H60ZM60 259H59V261H60ZM62 259H63V258H62ZM89 259H91V258L89 257ZM92 259H93V258H92ZM92 259H91V260H92ZM118 259H119V258H118ZM128 259H129V257H128ZM138 259H139V258H138ZM42 260H43V259H42ZM44 260H45V259H44ZM50 260H51V259H50ZM63 260H64V259H63ZM112 260H110V261H112ZM135 260H136V261H139V260H137L136 258L134 259V261H133V260H132V261H133V262H136ZM46 261H47V260H46ZM56 261H57V260H56ZM61 261H62V260H61ZM89 261H90V260H89ZM93 261H94V260H93ZM93 261H92V262H93ZM119 261H120V260H118V263H119ZM129 261H128V264H130ZM132 261H131V262H132ZM50 262H51V261H50ZM57 262H58V261H57ZM65 262H66V261H65ZM87 262H88V261H87ZM90 262H91V261H90ZM90 262H88V264H90ZM94 262H95V261H94ZM98 262H99V261H98ZM113 262H114V261H113ZM123 262H124V261H123ZM123 262H121V264H122ZM44 263H46V262L44 261ZM48 263H49V262H48ZM52 263H54V262H52ZM66 263H67V262H66ZM66 263H65V264H66ZM70 263H71V261H70ZM100 263H99V264H100ZM115 263H117V262H115ZM126 263H127V262H126ZM142 263H143V262H142ZM40 264H42V261H41ZM49 264H50V263H49ZM54 264H55V263H54ZM56 264H57V263H56ZM91 264H92V263H91ZM110 264H112V263L110 262ZM119 264H120V263H119Z\"/></svg>","mask_w":264,"mask_h":264}]
</instances>
